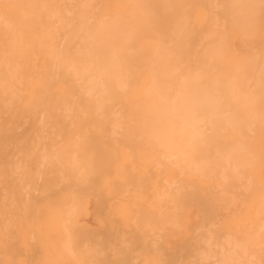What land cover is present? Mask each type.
Listing matches in <instances>:
<instances>
[{
  "label": "bare ground",
  "instance_id": "obj_1",
  "mask_svg": "<svg viewBox=\"0 0 264 264\" xmlns=\"http://www.w3.org/2000/svg\"><path fill=\"white\" fill-rule=\"evenodd\" d=\"M183 7V0H0V264H264L252 257V241L244 243L252 252L234 256L238 231L232 244L221 233L213 252L190 218L204 205L198 178L206 198L219 185H254L242 174L251 160L242 140L264 126V60L252 68L253 83L248 75L251 89L240 91L244 77L212 70L225 62V32L214 34L223 25L205 16L214 32L198 34L216 41L206 37L209 49L200 45L192 58L189 48L201 42ZM251 13L244 19L256 27ZM218 193L216 203L202 201L208 210L232 208ZM88 210L96 226L81 220Z\"/></svg>",
  "mask_w": 264,
  "mask_h": 264
},
{
  "label": "rangeland",
  "instance_id": "obj_2",
  "mask_svg": "<svg viewBox=\"0 0 264 264\" xmlns=\"http://www.w3.org/2000/svg\"><path fill=\"white\" fill-rule=\"evenodd\" d=\"M221 0H218L217 1V3L215 4V2H216V0H215V2H213V0L212 1H210V0H183V2L185 3V8L183 7L182 8V11H183V15H185V16H187L188 17V19H189V22H190V24H191V26L193 27V32L195 33V34H198V33H203V30L205 31L206 29H209V31L211 30L210 28L211 27H208L209 25H208V23L212 26L213 24V26H215V24L216 25H219V27L218 28H221L222 27V25H223V28H221L222 30H223V32L220 30V31H218L217 33H214L215 35L217 34H219V33H224V38H225V41L227 42V46H222L221 47V49L222 50H224L225 52H224V54L222 55L223 56V58H224V60H225V62H222V63H218V64H215V66L213 65V67H212V70H214V71H217L218 69H224V68H227L228 69V71H229V73L230 74H233V75H237V76H239L240 78L241 77H244V78H241V80H242V82L244 83H242V85H240L239 86V89H240V91H242V92H246V90H250L251 89V87H249V88H247L246 86H247V84H249L250 86H252L251 85V83H253L252 81V78L255 76V74H256V70H253L254 69V64H255V68H257V66H259L260 67V64H262L261 66V70L263 71V73H264V53H262L263 51H264V0H239V1H237V0H235V2H236V5H235V3H234V1L233 0H225V2H221V3H218V2H220ZM231 1H233V3H234V9L233 8H231L232 10H230L228 7H227V5H229V2H230V4H231ZM244 1V2H243ZM255 1V2H254ZM211 2V3H210ZM246 2V3H245ZM251 2V3H250ZM205 3V4H204ZM254 3L256 4V5H254ZM208 4H210V5H208ZM211 4H215V5H217L216 6V11L219 13V11L221 12L220 13V15L222 16V14H223V11H224V9H225V11H226V13H227V19L229 20V22L227 21V23H225V22H223L224 20H221V19H224V17L222 16V18H221V16H219V14L213 9L214 8V6L213 5H211ZM227 4V5H226ZM246 4V5H245ZM258 4V5H257ZM187 5V6H186ZM189 5V6H188ZM206 5V6H205ZM224 5V6H223ZM260 5V6H259ZM211 6H213V8H211V9H213V12H211L210 13V11H212L211 9H210V7ZM223 6V7H222ZM231 6V5H230ZM247 6V7H246ZM257 6H259V7H257ZM238 8V9H237ZM256 8L258 9V10H256ZM208 9V10H207ZM231 11H229V10ZM237 9V10H236ZM246 9H248V10H246ZM219 10V11H218ZM235 10V11H234ZM250 10H254L252 13H251V11ZM214 11H215V13H217V14H215L214 13ZM197 12V13H196ZM200 12H203V13H200ZM209 12V13H208ZM229 12L230 13H233V14H236V16L239 18V20H244V21H246V23H244V26H245V28L244 27H241V25L240 24H235V23H233L232 21H231V19H230V17L232 18V14H230V17H229ZM256 13V17H255V19H256V21H257V23H256V27L255 26H250V23L253 25V23H252V21H254V20H250V21H247V19H244L246 16H248L250 13L251 14H253V13ZM240 13V14H239ZM212 17H211V16ZM240 15V16H239ZM242 15V16H241ZM254 15V14H253ZM198 16V17H197ZM205 16H208V20H209V22L207 23V22H205V21H208L207 19H206V17ZM210 16V17H209ZM197 19H196V18ZM229 17V18H228ZM252 17V16H251ZM250 17V18H251ZM213 18V19H212ZM247 18H249V17H247ZM249 18V19H250ZM248 19V20H249ZM211 20H213L212 21V23H210L211 22ZM217 20V21H216ZM192 22V23H191ZM216 22V23H215ZM235 24V25H234ZM247 24H248V26H247ZM221 25V26H220ZM234 25V26H233ZM212 26V27H213ZM214 28H216V27H214ZM240 28H243L244 29V31L246 30V32H248V34H249V32H250V34H253V32H255L256 31V29H257V31L255 32V33H257V34H255V35H251V37H250V35H249V37H247V38H245V36H242V33H243V29L242 30H240ZM254 28V29H253ZM256 28V29H255ZM252 29V30H251ZM202 30V31H201ZM253 30H255V31H253ZM199 31V32H198ZM208 31V30H207ZM241 31H242V33H241ZM211 32H214L213 30H211ZM246 32H244L243 34H245ZM252 32V33H251ZM200 34H198V37H199V40H200V42H201V44H199V45H197V46H194V48L193 47H191V48H189V50H191L190 51V53H189V56H190V54H191V56L190 57H192V58H197V57H195L196 55L197 56H199L200 57V55L202 54L201 52L203 51V49H205V48H207V47H205V48H203L204 46H203V44H205V42H204V40H206V37H208V36H210V41H209V39L208 40H206V42L207 41H209L208 42V44L211 42V40H213V42H215L216 40H215V38H214V35H213V37H211L212 36V34L213 33H206V34H210V35H207L206 37L204 36L205 35V32L203 33L204 35H202V38H201V36H200ZM247 34V35H248ZM216 35V36H217ZM215 36V37H216ZM202 39V41H201V39ZM248 39V40H247ZM246 42H245V41ZM244 41V42H243ZM251 41V42H250ZM204 42V43H203ZM203 43V44H202ZM252 43V44H251ZM258 43V44H257ZM213 44V43H212ZM201 45V47L203 48V49H201V47H199ZM250 45V46H249ZM261 45V46H260ZM207 46V45H206ZM210 46V48H211V44L210 45H208V47ZM254 46H255V48H254ZM262 46H263V51H261L260 49L262 48ZM196 47H198V48H196ZM246 47H248V48H246ZM200 49H201V51H200ZM207 49H209V48H207ZM253 49H254V51H253ZM258 49V50H257ZM200 51V53H197V51ZM253 51V52H252ZM260 51H261V53L262 54H260ZM196 52V53H195ZM255 52V53H254ZM200 54V55H199ZM256 54L258 55L257 56V58H256V61L254 60L255 59V56H256ZM195 55V56H194ZM204 55V54H203ZM260 55L263 57V59H262V57H260ZM203 57V56H202ZM201 57V58H202ZM251 57H253V58H251ZM260 59H262L260 62H259V60ZM263 61V62H262ZM262 62V63H261ZM260 63V64H259ZM204 64V63H203ZM237 64V65H236ZM250 64V65H249ZM198 65H199V63H198ZM200 65H202V64H200ZM205 65V64H204ZM235 65H236V67H238L239 69L238 70H236L235 69ZM241 66H242V68H241ZM252 66V67H251ZM253 68V69H252ZM263 68V69H262ZM236 71H235V70ZM242 69V70H241ZM239 70H241V71H239ZM243 71V73H245V75H243L241 72ZM261 71V72H262ZM250 72H252V73H250ZM242 74V76H240ZM252 74V75H251ZM248 75H250L251 76V83L250 82H248V79H250V77L248 76ZM253 76V77H252ZM246 77H248L247 79H245ZM247 80V82L248 83H245V81ZM245 87V88H244ZM246 94V93H245ZM263 111V112H262ZM261 113H264V107H263V109L260 111ZM260 113V114H261ZM264 115V114H263ZM258 124V123H257ZM257 124H255V126L253 127V134H252V136L250 135L251 133H252V129H251V133L249 134V135H247L246 133L247 132H245V130H247V129H245L243 132L248 136V137H251L250 138V140H242V138H241V140L244 142H246V144H245V142H244V146L245 147H247L248 149H249V152L248 153H250L249 154V156H247V162L249 161V165H247V166H244L243 167V169H242V174L244 173V172H246L245 174L246 175H249L250 177H248V178H246V179H248V181L249 182H253V184L256 186H254V185H252L249 189H248V187H243L242 185L240 186V187H242V188H239L238 186L240 185H237L238 183H231V184H234L233 186L235 187V188H230L228 191H225V189H223V185L221 186V185H219V186H221V188L218 186V188H220V189H218L217 188V186H216V190L214 191L215 192V194L216 193H218V192H216L217 190L219 191V193H222V191L225 193H223V194H219V196L221 195V198H222V195H225V196H227V199L229 198V197H231V198H229L230 200H232V201H230V202H228L227 200V203L229 204V206H233L232 208H233V210H232V208L231 207H228V208H226L225 206L223 207V205H224V201H222V200H219V206H220V204H222L219 208V210H217V211H211V210H208V208L205 206V203L204 202H206L205 200L207 199V198H209V199H212L213 200V196L215 195H211L212 196V198L211 197H209V195H208V197L206 198V196H205V190L203 189V187H204V183H203V181H202V179L201 178H198L197 180H196V185H197V188H198V190H199V197H201L200 199H201V202L199 203L198 202V204L200 205L201 203H203L204 205H202L201 204V206H198V205H196V206H193L192 208H191V221L193 222V223H197L198 222V230H199V232H198V230L196 231L204 240H206V242H209V243H211V244H213V252L215 251V247H216V245H215V247H214V244H216V243H220V242H223V240H221V239H223V237H224V242H225V238H226V241L228 242V243H230V244H232L233 242H234V240L238 237V236H240V237H238L237 239L239 240V242H240V244L239 245H241V251H240V249H238L237 251H239V253L236 251V252H234L235 254H234V256H236V257H239L240 258V255H242V254H240V252H242L243 251V249H245L247 252H249L251 249L250 248H248V247H246V246H249V245H251V241H252V245L253 246H257V248L256 247H254V250H253V254H254V251H255V255H252V257L254 258V259H258V260H260V261H262V262H264V228H262V226H261V224H260V226L261 227H259L258 228V226H259V223L261 222H264L263 221V219H264V213H263V211H264V130H263V125H264V123L262 122V124H261V122L259 123V124H261L263 127H261V126H259V125H257ZM250 130V129H249ZM243 133V134H244ZM244 134V135H245ZM244 135H242V136H244ZM246 135L244 136V138H246V139H249V138H247L246 137ZM248 153H247V155H248ZM245 175V176H246ZM244 176V177H245ZM251 178V179H250ZM252 178L254 179L253 181H252ZM242 179H243V177H242ZM251 180V181H250ZM210 182H213V183H215V182H217V180L215 179V178H210V180H209ZM242 181V180H241ZM247 181V180H246ZM245 181V186H246V184H247V186H248V182H246ZM234 182H238V181H234ZM239 183H241L240 181H239ZM242 184V183H241ZM250 184V183H249ZM203 185V186H202ZM237 185V186H236ZM233 186H231V187H233ZM230 187V186H229ZM205 188V187H204ZM232 189V190H231ZM237 191H236V190ZM243 190V192H244V195H242L243 194V192H240L239 190ZM220 190H222L221 192H220ZM230 191V192H229ZM232 191V192H231ZM228 192V193H227ZM235 192V193H234ZM246 194V195H245ZM234 195H236V197L234 196ZM261 196V197H260ZM215 199H217L218 200V198H220V197H218L217 198V194H216V197H214ZM242 198V199H241ZM262 199V200H259V199ZM209 199H207V200H209ZM215 199L213 200V201H215ZM217 200L215 201V203L217 202ZM224 200V199H223ZM234 200V201H233ZM259 200V201H258ZM202 201H204V202H202ZM208 202V201H207ZM221 202V203H220ZM234 202H235V204H234ZM226 203V202H225ZM226 205V204H225ZM259 205H260V207H261V209H260V207H259ZM226 206H228V205H226ZM235 206L236 207H238V208H235ZM199 207V208H198ZM202 207V209H201V212L203 211L204 213H206L205 211H207L208 213L210 212V214H208V213H206V214H208V215H206V214H204L203 213V215L204 216H206V217H210V219H205L204 218V216H203V220H205L206 222L208 221V220H210V221H213V226H212V224H210L209 222H207V224L208 225H210L209 227H208V225L202 220V213L200 212V208ZM205 207V208H204ZM257 207V208H256ZM207 208V209H206ZM259 208V209H258ZM263 209V210H262ZM234 210H236V211H234ZM219 211V212H218ZM250 211V212H249ZM237 212V213H236ZM256 212H258V214H263L262 216V220L261 219H258V217H255V216H253V215H256ZM199 213V214H198ZM212 213H214V214H212ZM217 213V214H216ZM221 213V214H220ZM216 214V215H215ZM220 214V215H219ZM222 214H223V216H222ZM215 216V219H216V222H215V219H214V216ZM216 216H218V220H217V217ZM222 217V219L220 220L219 219V217ZM198 217L199 218H201V220H199L198 219ZM220 217V218H221ZM224 217V218H223ZM243 217V218H242ZM80 218H81V220L83 221V222H86V223H88V224H90V225H92V226H96L97 224H98V217H97V215L94 213V212H90V210H88V211H86V212H81L80 213ZM242 218V219H241ZM254 218V219H253ZM212 219V220H211ZM259 220H260V222H259ZM200 221H201V223H202V221L204 222V224L202 223V227H201V223H200ZM248 223V224H245V223ZM212 223V222H211ZM216 223V224H215ZM250 223V224H249ZM214 224H215V226H214ZM235 224V225H234ZM251 224H252V226H251ZM203 225H204V227H203ZM205 225H207V227L205 226ZM218 226V228H217V226ZM239 225H241V226H239ZM244 225V226H243ZM246 225V226H245ZM250 225V226H249ZM235 226V227H234ZM236 226H237V228H236ZM239 226V227H238ZM199 227L201 228V229H199ZM248 227H249V229H248ZM253 228V229H251L252 230V232L251 233H249L251 230H250V228ZM264 227V226H263ZM209 228V229H208ZM255 228V229H254ZM259 229H261V230H259V232H258V230ZM207 230V231H206ZM248 230H250V231H248ZM211 231H213V233L215 234H219V237H220V239H219V237H218V235H216V239L214 238L215 237V235L213 236V237H210L211 236V234H206V233H208V232H210L211 233ZM229 233H227V232ZM238 231L240 234H238V236L236 237V238H234L235 236V234H236V232ZM255 231H257V235H256V232ZM237 232V233H238ZM253 232H255V233H253ZM212 233V234H213ZM221 233L222 234H225L226 233V235H221ZM242 233V234H241ZM205 235H208V237L207 236H205ZM223 236V237H221V236ZM229 235H230V237H229ZM260 235H261V240H259V238H260ZM232 236V237H231ZM253 236V237H252ZM259 238H258V237ZM207 237V239H205ZM214 238V242H212L213 239ZM248 238H250V239H248ZM209 239V240H208ZM236 239V240H237ZM243 239H246V241L245 240H243ZM247 239H248V242H247ZM208 240V241H207ZM217 240V241H216ZM253 240H254V242H253ZM241 242H242V244H241ZM246 243H250L249 245L248 244H246V246H244ZM253 246H251L252 248H253ZM258 246L259 247H261L259 250H258ZM239 248V247H238ZM246 248H248V250L246 249ZM255 248L258 250L257 252H256V250H255ZM251 252H252V250H251ZM237 253V254H236ZM244 253V252H243ZM238 254H240V255H238ZM247 254V253H246ZM258 254V255H257ZM232 255H233V253H232ZM257 255V256H256ZM243 257H244V255H242ZM248 255H246L245 257H247ZM259 256V257H258ZM214 257H216V255L214 256Z\"/></svg>",
  "mask_w": 264,
  "mask_h": 264
}]
</instances>
